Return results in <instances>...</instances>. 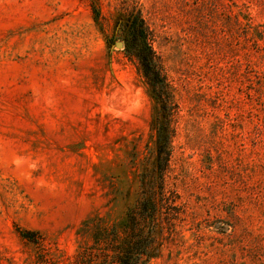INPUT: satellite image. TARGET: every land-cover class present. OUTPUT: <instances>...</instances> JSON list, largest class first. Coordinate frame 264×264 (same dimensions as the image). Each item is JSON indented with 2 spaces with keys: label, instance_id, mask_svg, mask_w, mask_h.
Wrapping results in <instances>:
<instances>
[{
  "label": "rangeland",
  "instance_id": "obj_1",
  "mask_svg": "<svg viewBox=\"0 0 264 264\" xmlns=\"http://www.w3.org/2000/svg\"><path fill=\"white\" fill-rule=\"evenodd\" d=\"M133 8L173 131L145 264H264V0H0V264H98L93 235L148 198L159 107L114 35Z\"/></svg>",
  "mask_w": 264,
  "mask_h": 264
},
{
  "label": "trees",
  "instance_id": "obj_2",
  "mask_svg": "<svg viewBox=\"0 0 264 264\" xmlns=\"http://www.w3.org/2000/svg\"><path fill=\"white\" fill-rule=\"evenodd\" d=\"M95 2L92 3V11L98 21L100 11ZM114 35L122 37L127 54L139 61L148 78L150 94L159 107L157 116L159 111L162 112L164 120L156 116L153 124L157 133V160L154 169L157 174L156 178L150 181L149 193L146 195L148 198L138 201L121 220L100 227L93 235L94 248L89 249L95 250V256L100 259L98 264H145L158 241L162 215L168 214V210L176 209V198L166 187V173L171 162L170 142L173 136L167 119L171 104L169 84L156 62L151 34L139 10L133 8L124 19H119ZM20 234L23 238L30 239L32 236L29 232ZM90 253L93 254L87 249L79 253V263L90 264Z\"/></svg>",
  "mask_w": 264,
  "mask_h": 264
},
{
  "label": "water",
  "instance_id": "obj_3",
  "mask_svg": "<svg viewBox=\"0 0 264 264\" xmlns=\"http://www.w3.org/2000/svg\"><path fill=\"white\" fill-rule=\"evenodd\" d=\"M117 47H122V44L121 43H117Z\"/></svg>",
  "mask_w": 264,
  "mask_h": 264
}]
</instances>
